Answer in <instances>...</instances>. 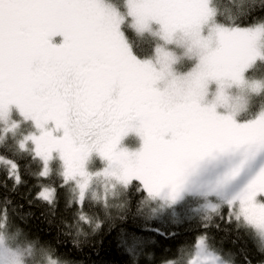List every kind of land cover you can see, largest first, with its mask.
<instances>
[{
  "label": "snow or ice",
  "instance_id": "snow-or-ice-1",
  "mask_svg": "<svg viewBox=\"0 0 264 264\" xmlns=\"http://www.w3.org/2000/svg\"><path fill=\"white\" fill-rule=\"evenodd\" d=\"M222 2L125 0L137 35L162 41L153 62L133 55L121 31L124 17L104 0H0V123L18 113L38 133L23 136L16 149L41 161L39 178H47L58 154L63 183L75 182L82 208L93 179L84 165L95 152L107 165L97 176L135 183L147 198L173 204L202 162L239 153L219 182L227 184L264 152V111L245 122L235 119L238 108L217 111L227 106L226 89H264V82L247 79L264 64V19L219 22ZM170 45L192 62L187 72L173 71L178 58L166 50ZM212 84L214 99L205 103ZM130 133L142 142L137 152L119 148ZM0 164L20 182L14 161ZM54 195L41 188L36 198L50 202ZM225 219L264 236V167L226 203ZM196 247L203 251V238Z\"/></svg>",
  "mask_w": 264,
  "mask_h": 264
},
{
  "label": "trees",
  "instance_id": "trees-1",
  "mask_svg": "<svg viewBox=\"0 0 264 264\" xmlns=\"http://www.w3.org/2000/svg\"><path fill=\"white\" fill-rule=\"evenodd\" d=\"M124 17L122 34L133 55L145 61L152 57L158 41L137 35L125 15L124 0H104ZM218 21L229 17L240 26L264 19V0H223ZM247 79L264 81V64H257ZM246 121L264 111V89L251 93ZM28 124L14 133L5 132L0 158L18 165L20 182L9 178L6 164H0V238L11 248L31 247L41 262L57 264H187L198 237L229 264H264V243L244 225L227 222L226 206L212 213L196 212V200L185 198L175 206L157 212V206L131 183L105 199L79 194L72 183H63L52 160L49 175L39 178L42 164L30 151L19 152L16 143L26 135ZM30 131V130H29ZM41 188L55 191L50 202L37 199Z\"/></svg>",
  "mask_w": 264,
  "mask_h": 264
},
{
  "label": "rangeland",
  "instance_id": "rangeland-1",
  "mask_svg": "<svg viewBox=\"0 0 264 264\" xmlns=\"http://www.w3.org/2000/svg\"><path fill=\"white\" fill-rule=\"evenodd\" d=\"M125 3V0H124ZM125 15H126V6H125ZM127 16V15H126ZM131 26V19H130ZM155 31V27H153ZM158 41L157 46H163L162 41L159 40L158 37L153 36L149 33H145ZM156 46V47H157ZM155 47V48H156ZM171 51L178 59L177 63L173 65V71L177 74H183L187 72L192 65V62L188 57L184 55V50L175 45L167 46V49ZM262 51H264V46H262ZM155 52L152 57L148 60L154 62ZM251 81H260L262 80H251ZM216 91L215 84L209 86L208 95L205 97V103H211L214 99ZM253 93L251 89L247 87L238 89L235 87L226 89V95L228 96L227 106L223 109H218L217 111L220 114H225L231 111L233 108H238L235 119L237 122H245L239 120V117L245 113L247 110V102L248 99ZM15 112V109H13ZM15 120L10 119L7 124L0 123L3 130L2 136L6 132V129L11 126L12 123H17L19 126L27 123L28 127L31 128L28 130L26 135L30 133H35L34 128L28 122H23L17 113L15 116ZM18 126V127H19ZM54 125L50 122L48 128H53ZM56 136H61L62 132L54 133ZM141 140L138 136L133 133L128 134L123 137L119 144V148L128 151L129 153L139 151L141 147ZM241 159L239 153L234 155H224L219 156L215 160H206L202 162L195 172L187 178L185 184V190L181 193L180 198L173 204H169L168 201L164 198L150 199L156 206L157 212L160 213L161 210L175 206L182 202L185 198H193L196 200L197 205L194 208L196 212L203 213H212L218 211L222 206H226V203L231 200L233 197L237 196L257 175L261 167H264V152L260 153L254 160L250 161L241 171L240 175H238L235 179H233L230 183L220 184L219 182L223 179L225 174L229 172L233 167H235ZM52 160H55L58 167L60 168L61 174L63 173V164L59 159L58 154H53ZM52 160L49 162V169L52 163ZM225 160L228 161V165L225 166ZM106 162L101 161L100 157L93 152L88 160L85 162L84 169L89 173L93 179L90 181L89 187L87 188L85 194L91 195L95 198L105 199L113 195L118 188H125L126 186L118 183L116 180L110 177L97 176L96 174L102 172L106 167ZM63 178V175H62ZM73 184L75 189L77 190L79 196L80 191L76 187L75 182H70ZM84 194V195H85ZM80 199V197H79ZM211 206V207H210ZM215 208V211L212 210ZM257 235L261 238L264 243V236H261L257 233ZM203 238V237H198ZM197 238V239H198ZM196 239V242H197ZM204 240V238H203ZM196 242L194 244V249L192 251V255L187 261V264H212V260H215V264H229L225 262L222 258H220L213 251L209 250L206 246L204 240V249L201 251L196 247ZM0 264H57L53 260L46 259L45 261H40L37 259L36 255L33 254L31 247H25L22 249L11 248L6 245L3 240L0 238Z\"/></svg>",
  "mask_w": 264,
  "mask_h": 264
},
{
  "label": "flooded vegetation",
  "instance_id": "flooded-vegetation-1",
  "mask_svg": "<svg viewBox=\"0 0 264 264\" xmlns=\"http://www.w3.org/2000/svg\"><path fill=\"white\" fill-rule=\"evenodd\" d=\"M224 165H225V166H227V165H228V161H227V160H225V162H224Z\"/></svg>",
  "mask_w": 264,
  "mask_h": 264
}]
</instances>
